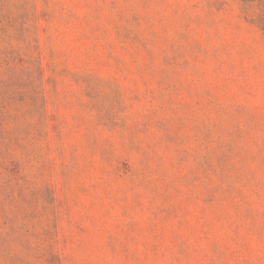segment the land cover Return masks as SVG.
<instances>
[{
	"label": "rangeland",
	"instance_id": "obj_1",
	"mask_svg": "<svg viewBox=\"0 0 264 264\" xmlns=\"http://www.w3.org/2000/svg\"><path fill=\"white\" fill-rule=\"evenodd\" d=\"M0 264H264V0H0Z\"/></svg>",
	"mask_w": 264,
	"mask_h": 264
}]
</instances>
